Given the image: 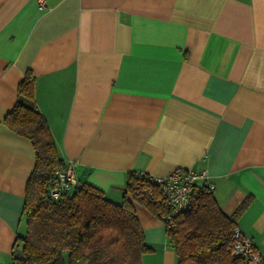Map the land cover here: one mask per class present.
Here are the masks:
<instances>
[{
	"label": "crops",
	"instance_id": "obj_1",
	"mask_svg": "<svg viewBox=\"0 0 264 264\" xmlns=\"http://www.w3.org/2000/svg\"><path fill=\"white\" fill-rule=\"evenodd\" d=\"M0 0V264L14 260L30 141L3 119L26 73L75 175L120 203L128 172L203 170L264 257V0ZM198 184H203L199 181ZM151 249L175 264L157 214L127 195Z\"/></svg>",
	"mask_w": 264,
	"mask_h": 264
},
{
	"label": "trees",
	"instance_id": "obj_2",
	"mask_svg": "<svg viewBox=\"0 0 264 264\" xmlns=\"http://www.w3.org/2000/svg\"><path fill=\"white\" fill-rule=\"evenodd\" d=\"M3 124L27 138L35 155L24 190L25 232L17 236L14 244V251L23 257L11 264H141L142 255L151 249L144 243L127 195L158 214L162 212L160 206L135 194L142 187L155 192L157 186L146 176H138V172H128L118 204L80 181L71 192L51 199L49 184L66 163L36 106L31 73L18 83L15 103L4 116ZM247 204V200L243 201L233 214L226 215L211 189L205 184L195 185L188 208L173 216L170 226L164 224L175 264H249L231 253L237 218Z\"/></svg>",
	"mask_w": 264,
	"mask_h": 264
},
{
	"label": "built area",
	"instance_id": "obj_3",
	"mask_svg": "<svg viewBox=\"0 0 264 264\" xmlns=\"http://www.w3.org/2000/svg\"><path fill=\"white\" fill-rule=\"evenodd\" d=\"M37 8H46L45 0H35ZM74 163L68 161L63 169L57 170L55 178L48 187V196L57 200L60 196L71 192L79 185V180L75 175ZM138 176H146L157 186L155 192L146 187L141 188V192L136 191V195H141L150 203L161 207L157 214L163 225H171V218L188 208L189 196L192 188L202 181L208 189L213 188L206 171L175 168L165 176H152L146 173H137ZM231 253L235 257L242 258L249 264H264V257L255 251L252 241L245 237L238 227L233 234V244Z\"/></svg>",
	"mask_w": 264,
	"mask_h": 264
},
{
	"label": "water",
	"instance_id": "obj_4",
	"mask_svg": "<svg viewBox=\"0 0 264 264\" xmlns=\"http://www.w3.org/2000/svg\"><path fill=\"white\" fill-rule=\"evenodd\" d=\"M23 256H22V254H21V252H19V251H15L14 253H13V258L14 259H21Z\"/></svg>",
	"mask_w": 264,
	"mask_h": 264
}]
</instances>
